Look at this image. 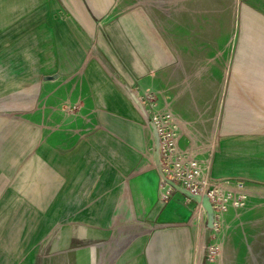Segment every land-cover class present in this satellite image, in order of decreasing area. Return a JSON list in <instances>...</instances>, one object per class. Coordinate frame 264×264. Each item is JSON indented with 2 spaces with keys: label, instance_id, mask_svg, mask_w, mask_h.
Returning <instances> with one entry per match:
<instances>
[{
  "label": "crops",
  "instance_id": "0c3cea01",
  "mask_svg": "<svg viewBox=\"0 0 264 264\" xmlns=\"http://www.w3.org/2000/svg\"><path fill=\"white\" fill-rule=\"evenodd\" d=\"M241 1L231 59L232 0H0V104L28 116L0 124V264H253L259 203L214 234L181 192L162 200L139 100L214 177L264 195V6Z\"/></svg>",
  "mask_w": 264,
  "mask_h": 264
},
{
  "label": "built area",
  "instance_id": "2783aa9c",
  "mask_svg": "<svg viewBox=\"0 0 264 264\" xmlns=\"http://www.w3.org/2000/svg\"><path fill=\"white\" fill-rule=\"evenodd\" d=\"M154 94L146 92L139 97V100L149 112L151 122H155L160 136V154L161 162L163 156H166L171 162L165 165L162 162L163 170L167 177L176 183L189 189L191 192L201 195H208L214 208V234L224 225V213L230 207H239L243 205L244 182L236 181L235 187H229L231 183L226 179H219L211 173V160L202 159L191 148H181L179 146V124L174 114L169 110L159 112L153 111ZM168 152V153H167ZM175 158V159H174ZM176 189L167 181L161 178L160 181V198L167 201L171 198ZM184 202L187 204L202 205L194 198L185 195ZM203 211H205L203 209ZM196 213L194 208L193 214ZM206 257L214 261L220 252V244L211 243L205 248Z\"/></svg>",
  "mask_w": 264,
  "mask_h": 264
},
{
  "label": "rangeland",
  "instance_id": "374dc122",
  "mask_svg": "<svg viewBox=\"0 0 264 264\" xmlns=\"http://www.w3.org/2000/svg\"><path fill=\"white\" fill-rule=\"evenodd\" d=\"M255 1L258 2L257 4L258 6H264V0H255ZM243 2L241 0H232L231 2V21H230L231 23V34H230L231 59L234 58V51L238 44L239 31H240V28L242 27L240 13H241L242 6L244 4ZM140 104L142 108L146 110L143 103H140ZM153 104L155 105L152 108L153 111L157 110L159 112L161 111L163 112L164 109L157 106L156 99H154ZM0 105H1L0 111L9 110V112L11 113V115H9L8 117L0 116L1 125L3 123H12V121L19 120L23 118V116L28 117L26 115H18L16 111H14L13 109H10L9 108L10 103L8 102V100L2 101ZM148 117H149V120L151 121V117L150 116ZM201 149L203 150L202 152H206L205 149L203 148ZM193 150L195 151V149ZM200 155L201 154H198L199 157ZM162 162L165 165H168L171 162V160L168 159L166 156H163ZM242 193H243V198L241 202H243V205L239 206L238 208L246 207L252 203H259L261 207H264V195H251L247 191V189H244ZM261 207L258 210H256L251 216H247V219L245 220V223H244L245 235L244 234L243 235L245 238L247 237L246 238V250L250 253L255 254V256L257 257V259L255 258L252 260L253 264H264V208H261ZM244 228L241 229L243 230V233H244ZM221 229L222 228H220L218 231H220ZM130 238H131V235L126 236L127 240H129ZM109 250L111 249L107 246L103 250V252L108 253ZM40 264H43V261H40ZM56 264H62V262L56 261Z\"/></svg>",
  "mask_w": 264,
  "mask_h": 264
},
{
  "label": "water",
  "instance_id": "95a60500",
  "mask_svg": "<svg viewBox=\"0 0 264 264\" xmlns=\"http://www.w3.org/2000/svg\"><path fill=\"white\" fill-rule=\"evenodd\" d=\"M52 78V77H51ZM48 79V78H46ZM151 128L153 132V137H154V163L156 165V168L158 169L161 178H163L165 181H167L170 185H172L177 191L181 192L184 195H188L192 198H194L198 203H200L203 207V209L206 212V219H207V224L209 228L214 227V208L212 206V203L208 197V195L204 194H196L191 192L189 189L182 187L178 183H176L174 180L170 179L169 177L166 176L162 162H161V154H160V136L158 133V128L155 122H151Z\"/></svg>",
  "mask_w": 264,
  "mask_h": 264
},
{
  "label": "flooded vegetation",
  "instance_id": "af4514ba",
  "mask_svg": "<svg viewBox=\"0 0 264 264\" xmlns=\"http://www.w3.org/2000/svg\"><path fill=\"white\" fill-rule=\"evenodd\" d=\"M179 140H180V137H179ZM179 142V141H178ZM182 148V147H181Z\"/></svg>",
  "mask_w": 264,
  "mask_h": 264
},
{
  "label": "bare ground",
  "instance_id": "6f19581e",
  "mask_svg": "<svg viewBox=\"0 0 264 264\" xmlns=\"http://www.w3.org/2000/svg\"><path fill=\"white\" fill-rule=\"evenodd\" d=\"M143 241V240H142Z\"/></svg>",
  "mask_w": 264,
  "mask_h": 264
}]
</instances>
